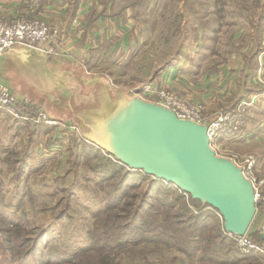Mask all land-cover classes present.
I'll list each match as a JSON object with an SVG mask.
<instances>
[{
    "label": "rangeland",
    "instance_id": "1",
    "mask_svg": "<svg viewBox=\"0 0 264 264\" xmlns=\"http://www.w3.org/2000/svg\"><path fill=\"white\" fill-rule=\"evenodd\" d=\"M95 1L103 6L95 15L128 16L123 24L132 29L125 56L110 51L113 44L99 49L94 32L89 43L94 48L86 49L87 62H79L85 71L149 102H156L157 92L168 91L201 104L202 117L216 119L221 111L243 109L235 133H215L210 144L254 179L256 212L246 234L264 249V0ZM76 6L71 0L66 20L76 14ZM37 13L30 19L58 30L64 48L71 32ZM59 51L50 55L58 57ZM102 92L97 105L87 99L79 108L80 122L103 109ZM0 119L19 122L1 109ZM9 126L0 123V264H264L260 251H238L215 209L190 205L189 195L175 185L129 169L102 150L76 158L83 132L76 124L69 132L67 127L54 130L58 138L43 142L47 155L39 159L31 156L38 148L34 141L21 138L27 135L25 126ZM157 211L175 216L169 238L146 224ZM205 213L211 215L208 220L202 219ZM220 233L223 243L208 250L207 240L216 236L215 243Z\"/></svg>",
    "mask_w": 264,
    "mask_h": 264
},
{
    "label": "water",
    "instance_id": "2",
    "mask_svg": "<svg viewBox=\"0 0 264 264\" xmlns=\"http://www.w3.org/2000/svg\"><path fill=\"white\" fill-rule=\"evenodd\" d=\"M111 87L117 96L106 94L97 116L76 120L81 137L129 169L209 205L221 215L226 233L245 234L256 212L254 187L233 160L212 149L209 121L178 118L164 106Z\"/></svg>",
    "mask_w": 264,
    "mask_h": 264
},
{
    "label": "crops",
    "instance_id": "3",
    "mask_svg": "<svg viewBox=\"0 0 264 264\" xmlns=\"http://www.w3.org/2000/svg\"><path fill=\"white\" fill-rule=\"evenodd\" d=\"M70 2L71 0H51L36 9L37 15L48 24L57 25L60 29L63 27L65 29L63 31L66 33L71 32V34L68 33L71 37H64V48L63 46L58 48L61 55L58 54V57H54L37 49L21 45L12 46L0 54V79L12 89H16L29 97L38 107L58 122L57 125L40 124L33 126L23 123L25 130L22 132L28 136L25 135L21 138L28 139L29 137L30 140L34 141L33 146L38 147L30 151L33 158L39 159L47 155L43 144L46 143L47 138H51L52 143L58 138V133H55L54 130L67 127L69 132L70 124L75 125L79 118V108L89 102L86 101L87 99L91 100L88 104L97 105V102H100V94H98L100 89L103 91L102 97L107 92L111 93L112 83L108 84L101 74L89 73L79 65L80 61H86L84 55L86 49L94 48L89 46L93 33L96 32L97 36L100 37L95 40L97 44H102L99 49L113 44L114 49L111 47L110 51L117 49L122 56L126 55L130 41L132 26L128 22L126 25L123 24L128 16L117 15L120 17L118 19L109 14L108 17L97 16L93 11L96 8H102V4H98L95 0H77L76 14L69 21L66 20L65 15ZM22 3V0H0V17L11 20L23 15L26 11ZM36 11L28 13V16L35 15ZM63 21L65 25H69V31L62 25ZM96 22H99L97 26ZM79 25L82 27L78 28ZM114 31L118 33L119 37ZM135 34L136 32L133 36ZM0 120L1 124L10 125V129H18V126L22 124L8 119ZM17 138L18 136L15 135L14 141ZM44 146L46 147V145ZM52 147L56 151L59 145ZM62 153H66L65 149Z\"/></svg>",
    "mask_w": 264,
    "mask_h": 264
},
{
    "label": "built area",
    "instance_id": "4",
    "mask_svg": "<svg viewBox=\"0 0 264 264\" xmlns=\"http://www.w3.org/2000/svg\"><path fill=\"white\" fill-rule=\"evenodd\" d=\"M50 1L51 0H24L23 4L29 11L25 9L26 12L23 15L11 20L0 17V54L16 45L41 50L47 55L55 54L58 51V30L50 29L44 22L30 19V16H28V13L32 12L37 6ZM143 95H146V93ZM157 95L158 98L156 97V102H153L172 110L178 118L189 119L199 123L209 121L207 128L209 140L215 133L231 135L235 133L240 126L243 116L242 108L233 111H221L216 119H212L209 117H202L204 108L201 104L190 103L186 99L176 97L172 93L164 90L157 92ZM0 109L15 120L32 126L40 124L57 125L58 123L55 118L49 116L31 99L25 95H19L13 92V90L1 80ZM249 159L252 163V158L249 157ZM246 161L248 162L249 160L247 159ZM240 168L242 169L243 175L252 182L254 187V179L248 175L247 171H244L243 167ZM254 191L256 197V187H254ZM227 234L233 238L235 246L241 254H248L253 249L264 254V249L258 247L246 233L240 236Z\"/></svg>",
    "mask_w": 264,
    "mask_h": 264
},
{
    "label": "trees",
    "instance_id": "5",
    "mask_svg": "<svg viewBox=\"0 0 264 264\" xmlns=\"http://www.w3.org/2000/svg\"><path fill=\"white\" fill-rule=\"evenodd\" d=\"M217 12H221L220 14V17L221 16H224V10L222 8L218 9ZM21 126H23V124H21ZM82 138V137H81ZM87 143V144H86ZM77 145H80V152L77 153L78 155H76L75 157L76 158H81V157H87V156H90V153H95V152H99V149L97 146H95L94 144H92L91 142H88L87 140H85L84 138H82L81 141H77L76 143V146ZM113 161V160H112ZM111 160H107V163H110V164H113L114 166V162H112ZM189 203L190 205H194L196 203H199L202 205V208H206L207 206L209 207V205L207 204H202L201 202H199L198 200H193L191 199L190 195H189ZM186 206V204H182L181 207H184ZM138 213V211L136 212V214ZM151 220L150 221H147L146 224L148 225H154L157 229L156 230H159L160 233L163 235V236H166L169 238L168 234L171 232L172 230V227H171V223H173V219H175V216L171 213H169L168 211H157V212H154L152 215H151ZM206 216H211L209 215L208 213H205L202 217V219H206L207 217ZM197 216H193L192 219H196ZM208 220V218H207ZM203 229H207V225H202V230ZM188 230V229H186ZM210 230H213L210 229ZM177 231V230H176ZM175 231V232H176ZM220 240L218 241H215L212 242V239H216V236H214V238H211V240H207L208 241V246H207V249L210 250L212 248V251H214L215 248L218 247V245H221L224 241V239L222 238V234L220 233ZM189 240H192V237H189Z\"/></svg>",
    "mask_w": 264,
    "mask_h": 264
},
{
    "label": "bare ground",
    "instance_id": "6",
    "mask_svg": "<svg viewBox=\"0 0 264 264\" xmlns=\"http://www.w3.org/2000/svg\"><path fill=\"white\" fill-rule=\"evenodd\" d=\"M105 97H106V96H103V100H104Z\"/></svg>",
    "mask_w": 264,
    "mask_h": 264
}]
</instances>
